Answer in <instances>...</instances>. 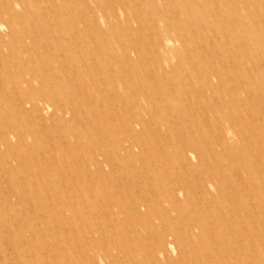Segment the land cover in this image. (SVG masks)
Returning <instances> with one entry per match:
<instances>
[{
	"label": "rangeland",
	"instance_id": "1",
	"mask_svg": "<svg viewBox=\"0 0 264 264\" xmlns=\"http://www.w3.org/2000/svg\"><path fill=\"white\" fill-rule=\"evenodd\" d=\"M0 264H264V0H0Z\"/></svg>",
	"mask_w": 264,
	"mask_h": 264
},
{
	"label": "bare ground",
	"instance_id": "2",
	"mask_svg": "<svg viewBox=\"0 0 264 264\" xmlns=\"http://www.w3.org/2000/svg\"><path fill=\"white\" fill-rule=\"evenodd\" d=\"M251 67H252V66H251ZM200 74H201V73H200ZM251 78H252V77H251ZM141 120H142V119H141ZM33 156H34V155H33ZM188 160H189V159L187 158V163H188ZM181 161H182V160H181ZM182 162H183V161H182ZM185 163H186V162H185ZM187 169H188V168H187ZM66 211H67V210H66ZM209 229H210V228H209ZM131 259H132V258H131Z\"/></svg>",
	"mask_w": 264,
	"mask_h": 264
}]
</instances>
